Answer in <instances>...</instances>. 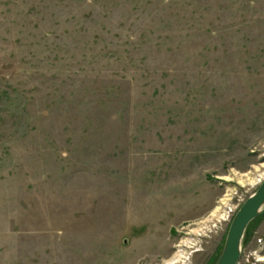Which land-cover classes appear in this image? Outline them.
<instances>
[{"label": "rangeland", "instance_id": "374dc122", "mask_svg": "<svg viewBox=\"0 0 264 264\" xmlns=\"http://www.w3.org/2000/svg\"><path fill=\"white\" fill-rule=\"evenodd\" d=\"M263 181L264 0H0V264H215Z\"/></svg>", "mask_w": 264, "mask_h": 264}, {"label": "water", "instance_id": "95a60500", "mask_svg": "<svg viewBox=\"0 0 264 264\" xmlns=\"http://www.w3.org/2000/svg\"><path fill=\"white\" fill-rule=\"evenodd\" d=\"M264 215V181L242 204L230 224L223 250L215 264H237L245 232L250 223Z\"/></svg>", "mask_w": 264, "mask_h": 264}, {"label": "bare ground", "instance_id": "6f19581e", "mask_svg": "<svg viewBox=\"0 0 264 264\" xmlns=\"http://www.w3.org/2000/svg\"><path fill=\"white\" fill-rule=\"evenodd\" d=\"M191 242V241H190ZM189 244V241H185V243H183L184 246H187ZM191 244V243H190ZM182 245V246H183ZM186 257V253L183 249H179V251L177 252V254L172 258L169 259L165 262V264H176L178 262L183 261V259Z\"/></svg>", "mask_w": 264, "mask_h": 264}]
</instances>
